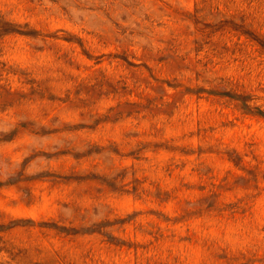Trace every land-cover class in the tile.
<instances>
[{
    "label": "rangeland",
    "instance_id": "1",
    "mask_svg": "<svg viewBox=\"0 0 264 264\" xmlns=\"http://www.w3.org/2000/svg\"><path fill=\"white\" fill-rule=\"evenodd\" d=\"M0 264H264V0H0Z\"/></svg>",
    "mask_w": 264,
    "mask_h": 264
}]
</instances>
